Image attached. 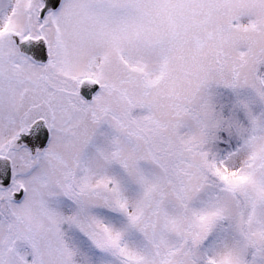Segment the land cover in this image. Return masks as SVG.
<instances>
[{
  "label": "snow or ice",
  "instance_id": "snow-or-ice-1",
  "mask_svg": "<svg viewBox=\"0 0 264 264\" xmlns=\"http://www.w3.org/2000/svg\"><path fill=\"white\" fill-rule=\"evenodd\" d=\"M0 264H264V0H0Z\"/></svg>",
  "mask_w": 264,
  "mask_h": 264
}]
</instances>
